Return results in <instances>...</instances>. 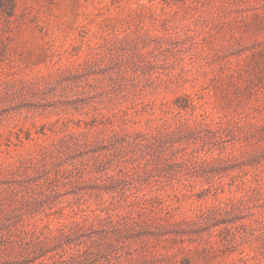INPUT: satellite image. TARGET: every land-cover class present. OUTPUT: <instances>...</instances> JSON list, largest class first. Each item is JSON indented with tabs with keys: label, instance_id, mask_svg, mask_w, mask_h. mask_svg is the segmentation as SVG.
Returning <instances> with one entry per match:
<instances>
[{
	"label": "rangeland",
	"instance_id": "obj_1",
	"mask_svg": "<svg viewBox=\"0 0 264 264\" xmlns=\"http://www.w3.org/2000/svg\"><path fill=\"white\" fill-rule=\"evenodd\" d=\"M0 264H264V0H0Z\"/></svg>",
	"mask_w": 264,
	"mask_h": 264
}]
</instances>
